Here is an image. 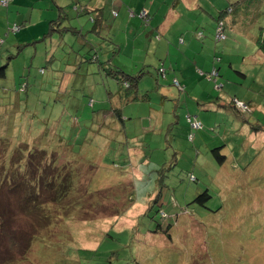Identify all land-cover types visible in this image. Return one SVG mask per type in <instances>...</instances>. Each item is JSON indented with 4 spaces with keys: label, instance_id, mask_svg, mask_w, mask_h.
<instances>
[{
    "label": "rangeland",
    "instance_id": "374dc122",
    "mask_svg": "<svg viewBox=\"0 0 264 264\" xmlns=\"http://www.w3.org/2000/svg\"><path fill=\"white\" fill-rule=\"evenodd\" d=\"M235 2L0 4V67L8 63L0 135L12 150L27 140L25 128H41L36 144L71 158L75 173L60 203L70 209L53 217L49 203L17 205V215L16 193H1L0 264H235L239 256L264 264V0L240 13L224 40L216 17ZM15 25L22 29L14 35ZM117 67L138 77V101L112 76ZM209 93L211 101L236 99L241 112L202 111L196 96ZM122 99L133 102L122 109ZM191 110L203 125L193 141ZM221 144L223 167L211 154ZM159 171L168 174L165 187ZM205 190L207 206L190 203Z\"/></svg>",
    "mask_w": 264,
    "mask_h": 264
},
{
    "label": "trees",
    "instance_id": "16d2710c",
    "mask_svg": "<svg viewBox=\"0 0 264 264\" xmlns=\"http://www.w3.org/2000/svg\"><path fill=\"white\" fill-rule=\"evenodd\" d=\"M14 0H11V2ZM260 0H236V2L232 5H230L227 8H223L219 11L217 21H218V29L222 32L224 35V40L226 39L225 36V29L230 27V30L234 28V25H237L238 23V17L240 13H245L248 9H251L255 3L259 2ZM52 23V22H51ZM54 23V22H53ZM52 23V25H53ZM231 24V25H229ZM17 26V25H15ZM19 27V26H18ZM22 27L19 31L15 32L12 28L13 34H17L20 32ZM52 31L47 35H49ZM219 33V31H218ZM257 45H258V52L262 53L264 55V28L261 29V33L259 37L257 38ZM97 61V58H96ZM93 62V60L91 61ZM8 67V63L5 64V66L0 67V77L6 78V69ZM115 67V66H113ZM113 74V75H112ZM112 76L115 75V79L118 81V85L122 89L124 93H128L127 95H132L131 100L138 101L140 99V96L138 95V77H131L130 74L126 73L123 69L117 67L115 71L112 72ZM239 75H241L243 78L246 77L245 74L238 72ZM218 76V71L215 69L213 74L210 76L211 79L214 77L212 76ZM125 91L124 90V88ZM135 94V95H134ZM123 96V94H121ZM210 95H214V93H209L206 95L207 100L205 103H200L197 101L198 108H201L202 111L206 112H217V111H232L230 108H234L237 112H241L238 109V106L235 104V102H238L236 99L232 101L231 104L221 103V99L216 95L213 98V101H211ZM134 96V97H133ZM236 100V101H235ZM128 101V102H133ZM127 100L124 101L121 100V106L128 104ZM187 104V102H186ZM185 104V105H186ZM244 104V103H243ZM184 105V106H185ZM246 108H244L243 113H253L252 107L253 105H246ZM121 106L119 108L121 109ZM188 106V105H187ZM118 107V106H117ZM124 106H122V109ZM115 110L118 108H114ZM188 109V108H187ZM248 109V110H246ZM183 111L187 112V110L182 108ZM234 112V111H233ZM243 113L241 115H243ZM0 122L2 121L3 113L0 112ZM118 117H121V112L115 113ZM199 114V111H196L192 115H187L186 117V123L189 125L191 130V135L189 137L190 141L194 140V131H200L203 130V125L200 122H197V116ZM261 115H264V112H262ZM123 120V116L121 117ZM240 120L244 121L241 116L238 117ZM198 125V126H197ZM19 126L13 128L18 129ZM22 132V130H21ZM6 132H2L0 134H4ZM25 139L23 140L25 142H22L21 140H17L12 142L11 144L15 146L14 149L9 150V141L10 138H7L3 135H0V195L3 191H9L11 194L16 193L13 195V197H16V200L14 201L17 215L18 213V206L21 204L29 203L32 205V208L34 206H41L43 203L50 206V210L54 207V211H49V216L53 217L54 214L57 212V209H63V210H69L70 205L69 204H60L64 203L65 201L69 200V196L72 195L73 192V184L75 180V173L72 166V159H62L59 160L57 156L59 155L57 152H50L48 150L49 146L41 147L39 146L41 143L36 144L37 138H42V129L40 128L38 131L35 132V129L33 127H27L24 130ZM41 140V139H40ZM226 149V144H221L220 146H217L211 150L212 157L215 159L219 167H223L227 161L228 157L226 154L223 153V151ZM69 150H65L61 156H69ZM160 175L159 183L164 182L165 187V181L168 178V174L165 172H158ZM165 179V181H164ZM190 181L196 182L198 179L194 177L193 174H190ZM19 188H25V192L21 191L20 196L17 195V191ZM3 195V194H2ZM0 197V202L4 204V198ZM211 195L209 190H205L203 193L196 196V198L193 199L191 204L197 203L201 207L207 206V203L211 200ZM133 201V200H132ZM189 203V205H190ZM34 212L32 215H36L38 212V209L36 210L32 209ZM56 211V212H55ZM1 213V212H0ZM24 214V213H23ZM165 216V215H164ZM25 218L30 217L29 214H26L24 216ZM2 217L0 218V224H1ZM162 229V225H158L157 231H160ZM170 227L168 228V230ZM170 238V237H169ZM250 241V240H249ZM252 242V241H251ZM254 242V241H253ZM257 243V242H254ZM259 243V242H258ZM13 249L16 248L14 245L12 246ZM15 250V249H14ZM0 248V253H1ZM10 251V250H9ZM247 250H245L246 252ZM245 257V254H243ZM246 258V257H245ZM246 260H243V257L239 256L237 260L235 261V264H245Z\"/></svg>",
    "mask_w": 264,
    "mask_h": 264
},
{
    "label": "built area",
    "instance_id": "2783aa9c",
    "mask_svg": "<svg viewBox=\"0 0 264 264\" xmlns=\"http://www.w3.org/2000/svg\"><path fill=\"white\" fill-rule=\"evenodd\" d=\"M8 1H9V3H10V0H0V4L1 5H3V6H7L9 3H8ZM13 30L15 31V32H17V31H19L20 30V28H18V26H14L13 27ZM219 37H222L221 39H224V35L221 33V31L219 30ZM221 34V35H220ZM198 126V125H197Z\"/></svg>",
    "mask_w": 264,
    "mask_h": 264
},
{
    "label": "crops",
    "instance_id": "0c3cea01",
    "mask_svg": "<svg viewBox=\"0 0 264 264\" xmlns=\"http://www.w3.org/2000/svg\"><path fill=\"white\" fill-rule=\"evenodd\" d=\"M15 1V0H14ZM8 6H9V4H8ZM200 8V7H199ZM196 98H198L199 100H201V102L200 103H205L206 102V99H207V97H206V95H205V97H198V96H196ZM198 106V105H197ZM191 113H194V112H196V110H191L190 111ZM201 118V115H200V113L198 114V116H197V119H200Z\"/></svg>",
    "mask_w": 264,
    "mask_h": 264
}]
</instances>
